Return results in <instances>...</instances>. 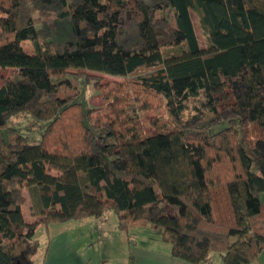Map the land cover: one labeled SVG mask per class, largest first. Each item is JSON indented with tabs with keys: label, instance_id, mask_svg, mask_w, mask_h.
Listing matches in <instances>:
<instances>
[{
	"label": "trees",
	"instance_id": "1",
	"mask_svg": "<svg viewBox=\"0 0 264 264\" xmlns=\"http://www.w3.org/2000/svg\"><path fill=\"white\" fill-rule=\"evenodd\" d=\"M5 68L0 264H42L37 227L106 209L120 231L146 223L187 262L211 252L219 264L255 261L264 248V0H0ZM101 74L128 79L102 83ZM82 84L100 93L104 124L92 123ZM63 87L74 92L60 96ZM199 95L202 108H189ZM158 108L165 121L147 118L144 132L139 117ZM19 112L43 122L40 142L7 126ZM29 186L41 203L31 223L21 209Z\"/></svg>",
	"mask_w": 264,
	"mask_h": 264
},
{
	"label": "crops",
	"instance_id": "2",
	"mask_svg": "<svg viewBox=\"0 0 264 264\" xmlns=\"http://www.w3.org/2000/svg\"><path fill=\"white\" fill-rule=\"evenodd\" d=\"M28 189L32 192L30 211L25 214V206L29 200L24 195V189L25 203L21 209L24 220L31 223L39 214L41 203L38 190L34 186H29ZM103 213L99 217H85L50 224L46 228L47 234L42 246L45 250L40 251L41 254L39 252L37 263L193 264L171 256L168 243L161 235L152 232L153 228L148 224L132 223L128 226V228L131 226L129 229L132 233H128V230L124 233L117 229V219H106ZM87 229L91 230L88 234ZM197 264H219V261L217 257L208 255L204 261ZM251 264H264V248Z\"/></svg>",
	"mask_w": 264,
	"mask_h": 264
},
{
	"label": "rangeland",
	"instance_id": "3",
	"mask_svg": "<svg viewBox=\"0 0 264 264\" xmlns=\"http://www.w3.org/2000/svg\"><path fill=\"white\" fill-rule=\"evenodd\" d=\"M163 13L167 16L170 25L173 26L174 22H173V17H172L171 11L168 8H165L163 10ZM157 14H158V12H157ZM190 18H191V22L193 25V30H194L196 39H197L198 43L202 44L203 38L201 36L200 29H199V26L197 23V16L192 11L190 12ZM21 46L23 47L24 51H26L27 53H32L33 48H32V45L30 42L23 41L21 43ZM161 52H162V55L167 56V55L174 52V48L164 47V48H162ZM11 72H12V68L0 69V84H2L3 81L7 77H9ZM100 78L102 80V83H112V82H119V81H121V82L127 81L128 76L127 77H120V76L101 74ZM73 92L74 91L72 89H69L67 87H63L59 90L58 94L60 96H67L68 94L73 93ZM215 96L218 97V94H216ZM81 101L85 102V104L91 106V108H92L91 109V112H92L91 113V121L93 124L102 125L105 123L106 114H107L108 109L103 104L102 97H101L100 93L98 91H96L92 85L82 84ZM203 102H204V98L199 95L193 99H189L186 104L189 108L191 106H199L202 108ZM220 106H221V102L217 104L218 108ZM155 112L156 113H154V110H152V111L150 110L147 113H145L144 116L139 117V121L141 122V129L144 132H152L151 127L146 124L147 118L155 117V118H159L160 122L165 121V116H164L163 110L161 108H158ZM7 126H11V127L18 129L25 136L26 142L29 144H36V143L40 142L42 134H43V122L34 118L28 112H19L15 115L11 116L7 120ZM251 169H252V171L256 170L254 164H252ZM27 188L28 187H26L24 189V195L26 196V198L29 201L25 206V214H27L30 211L29 204H30V198H31V194H32L31 190L30 189L27 190ZM103 214H104L103 215L104 218H106V219H117L116 213L110 209H106ZM129 228H128V233H132L131 229H129ZM82 232H83V230H82ZM88 232H91V230L87 229V234H88ZM148 232L150 233L151 230L149 229ZM152 232H154L160 236V232L155 231L153 229H152ZM46 234L47 233H46L45 226L37 227V229L35 231L34 238L39 240L41 246H44ZM83 234L86 235V232L84 231ZM40 254H41V252H40ZM209 256L210 257H212V256L217 257L216 253H214V252H211L209 254ZM36 260H38V257Z\"/></svg>",
	"mask_w": 264,
	"mask_h": 264
}]
</instances>
